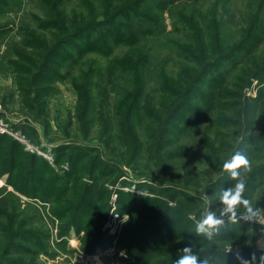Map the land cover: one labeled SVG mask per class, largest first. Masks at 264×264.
I'll use <instances>...</instances> for the list:
<instances>
[{"label": "trees", "instance_id": "16d2710c", "mask_svg": "<svg viewBox=\"0 0 264 264\" xmlns=\"http://www.w3.org/2000/svg\"><path fill=\"white\" fill-rule=\"evenodd\" d=\"M12 1L0 0L2 11ZM18 1L20 5L21 0ZM196 1L36 0L43 14V18L34 16L36 26L40 30H51L49 34L53 36V41L48 43L30 36L31 39L20 42L43 53L39 55L41 61L38 64L32 62V66L37 67L30 86L38 83L32 88L33 96L47 91L46 87L39 84L62 80L59 68L65 66L67 72L72 71L86 63L87 59L80 60L82 57L96 53L110 57L106 65L95 66L87 71L83 80L80 79L81 73L71 78V86L82 108L78 118L84 119L92 111L94 90L110 89L114 95V122L106 118L102 123L107 133L114 130L113 141L120 149L131 146L129 159L138 156L141 150L143 155L150 149L160 158L159 151L171 143V139L188 136L193 127L210 117L217 126L220 122H226L243 131L232 155L240 152L249 159L263 160L264 0H247L246 15L232 29L225 25L227 21L224 15L230 10V0H216L221 2V11L216 8L219 3L213 4L208 11L192 7ZM165 12L168 16H164ZM166 17L170 19L169 30ZM120 46L127 47L126 51L111 57L113 50ZM255 50L258 53H254L250 61L245 63ZM171 61L173 64L169 66ZM242 72L245 77H241ZM254 81L257 91L255 97L242 94L243 100H227L238 98V95L241 97L236 90L243 91ZM228 85H233L236 90H228ZM228 110L234 117L231 121L221 116V112L216 114V111ZM253 127H259V132H252ZM141 132L145 136L142 140ZM216 135L223 134L217 132ZM209 140L205 137L198 140L206 160L214 157L215 151L221 147L209 143ZM20 149L21 144L17 140H7L5 135L0 134V178L6 175L5 182L12 185L14 191L1 188L3 192L0 193V199H13L12 220L18 215L25 216L17 220L16 225L13 221H7L12 224L6 228H10V238L1 244L0 264H42L35 262V253L42 251L53 255V252L47 251L49 230L40 233L37 228L30 226L32 213L39 212L42 206H48L50 213L60 221L59 237L66 236L72 230L77 234L83 231L80 237L83 251L92 253L98 247L111 245L112 236L101 229V222L106 217V201L101 204L96 187L91 188L80 176L71 175L78 161L91 148L76 142L62 144L57 160L67 152L70 164V171L63 174L53 172V168L44 161H41V167L38 156L28 155ZM113 161L101 152L96 153L89 160V174L96 172L101 177L107 169L105 165L114 164ZM45 170L51 173L47 174ZM225 176L210 184V187L215 188L213 185ZM17 192L30 201L24 207L26 211L20 209L23 207L21 203L25 201H21ZM170 197L176 201L175 206L166 205L155 213V220L147 228L149 231L127 240L121 236L118 240L117 248L119 246L128 255L127 262L176 264L183 255V252H179L170 256L163 248L177 239L168 240V235H195L196 232L190 230L192 223L187 219L179 224L176 216L178 212H183V203L189 201V196L184 190L175 188ZM118 198L121 201L128 199L124 207L133 215L137 214L135 210L151 205L149 195L141 197L118 190ZM156 202L158 199L153 204ZM5 214L6 210L0 207V228ZM61 242L62 247L67 248L65 240ZM18 254L27 259L8 258L9 255ZM229 256L210 250L197 254L201 262L209 259L208 264H224Z\"/></svg>", "mask_w": 264, "mask_h": 264}, {"label": "rangeland", "instance_id": "374dc122", "mask_svg": "<svg viewBox=\"0 0 264 264\" xmlns=\"http://www.w3.org/2000/svg\"><path fill=\"white\" fill-rule=\"evenodd\" d=\"M221 2L198 0L192 7L208 11L213 4L219 3L216 8L221 11ZM229 2V14L228 12L224 14L227 21L225 25L232 29L246 15L248 1L230 0ZM2 6L0 5V119L6 124L8 132L0 134L5 135L7 140H17L21 144L20 150L25 151L28 155L35 154L40 158L38 164L41 167H43L41 161H44L53 168V172L58 174L70 171L67 152H64L59 161L57 160L58 150L62 144L76 142L90 147L91 151L78 161L77 168L71 175L80 176V179L85 184L91 185V188L96 187L101 204L106 201V217L101 222V229L112 236V244L108 247H98L92 253L85 252L82 250L80 241L83 231L77 234L72 230L66 236L59 237L60 221L50 213L48 206H42L39 208V212L32 213L33 221L30 226L37 228L40 233L45 229L49 230L47 251L53 252V255L42 251L37 252L34 254L35 262L42 264H131L127 262L128 255L125 251L119 246L117 248L118 240L121 236L127 240L129 237H138L149 231L147 228L155 220V213L161 208L164 209L166 205L175 206L176 201L170 197L175 188L184 190L189 196V201L183 203V212L176 214L179 224L188 219L192 223L190 230L193 229L196 232L197 224L208 212H214L218 218L224 220V223L219 226L218 232L213 233L211 240L197 232L195 235L187 237L168 235L166 237L168 240L177 239L166 244L163 248L167 254L177 255L185 247H190L195 255L205 250L224 252V254L230 255L224 264H228L229 260L230 264H239L235 258L237 253L245 258H250L253 253L257 257L264 254V218L259 223L243 219L245 213L243 206L238 208L235 222L228 216H221L224 205L220 196L223 191L233 188L237 183V180L231 177L223 165L232 157L235 146L243 135V131H240L238 126L228 125L226 122H220L217 126L209 117L207 121L204 120L200 125L193 127L188 136L171 139V143L159 151L160 158L150 149L143 155L141 150L138 156L129 159L131 146H124L120 149L119 145L113 141L114 130L107 133L104 130L105 124L102 123L106 118L114 122L112 114L115 105L112 91L110 89L94 90L92 111L84 119H79L78 114L82 112V108L79 106L77 94L71 86L72 77L80 76L81 73L80 79L83 80L87 71L96 68L95 66L104 67L110 57L90 53L80 59H87L86 63L78 68H73L72 71L67 72L65 66L59 68L62 80L39 84L46 87L47 91H41L37 97H34L32 88L35 87V83L32 86L30 83L37 66H32V62L38 64L41 61L39 55L43 53L35 48L24 46L20 42L33 37L35 40L51 43L53 41V36L49 34L51 30H40L36 26L34 16L39 15L43 18V14L36 5V0H21L20 5L19 1L14 0L4 11H2ZM167 14L165 12L164 16H168ZM166 18L167 30H169L171 29L170 19ZM262 46L258 48L262 49ZM126 49L125 46L117 47L110 56L122 55ZM160 52L167 54L163 51ZM254 53L258 52L256 50L251 52L244 62L248 63ZM173 61L175 62V59ZM173 61L169 66L173 64ZM238 71L239 68L236 72ZM243 72L241 77H245ZM37 84L35 85L37 86ZM252 84L243 91L234 89L233 85H228L226 87L228 90H236L238 94H241V97L238 95V98L227 100H234L233 102L243 100L242 94L255 97L257 93L255 81ZM220 112L227 121L234 119L229 110L216 111V114ZM259 130V127L251 129L252 132H259ZM15 131H18L20 139H17L15 134L9 133ZM217 132L223 135L218 136ZM201 137L210 138L209 143L221 146L215 151V156L209 160H206L201 153L202 149L198 141ZM143 138L145 136L141 132L140 139ZM105 140L108 142L105 143ZM98 152H101L106 158L114 160V164L105 165L107 169L103 171L104 174L101 177H98L100 173L89 174V160ZM99 156L101 157V154ZM248 160L250 169L241 170L240 178L244 182H248L245 183L243 195L254 208L264 210V172H260L264 170V159L255 161L248 158ZM49 173L51 172L48 171L47 174ZM224 174L226 176L219 183L213 185L215 188H211L210 184L219 180ZM5 177L6 175L0 178V193L3 192L1 190L3 187L6 188V191L14 192L12 185L5 182ZM116 178L117 181H115ZM118 190L134 193L141 197L149 195L151 196V205L142 210H135L137 214L133 215L127 212L124 207L128 199L124 198L121 201L118 198ZM19 196L22 202L25 201L21 203L23 207L20 209L26 211L27 208L24 207L30 201L23 195ZM156 199L158 202L153 204ZM13 206L12 198L9 200L6 197L0 199V207L6 210L5 220H1L0 249L1 244L10 238L8 237L10 228H6L12 224H8L7 221H13L16 225L17 220L20 221L25 217L18 215L12 220ZM103 211H105L104 208ZM25 213L28 214V212ZM125 216L128 217L127 222L124 220ZM138 216L141 217L137 218ZM98 225L99 222L96 226ZM61 240H65L67 248L62 247ZM20 245L23 246V244ZM9 256L8 258L11 260L27 259L26 256L20 254Z\"/></svg>", "mask_w": 264, "mask_h": 264}, {"label": "clouds", "instance_id": "9594fccd", "mask_svg": "<svg viewBox=\"0 0 264 264\" xmlns=\"http://www.w3.org/2000/svg\"><path fill=\"white\" fill-rule=\"evenodd\" d=\"M223 167L230 173L233 179L237 180V183L233 188L223 191L220 196V200L224 205L221 216H228L230 220L235 222L237 219V210L240 206H243L245 213L242 218L259 223L260 220L264 218V210L254 208L251 202L244 197L245 182L240 178L241 170L250 169V161L245 155L236 152L229 160L225 161ZM127 219L128 217L125 216L124 220L126 221ZM223 223L224 220L218 218L214 212H208L203 220L197 224L196 232L211 240L213 233L218 232L219 226ZM182 252L183 255L179 257L176 264H208L206 260L203 262L199 261L197 255L193 254L190 247H185ZM235 258L239 264H264V254L257 257V255L253 253L250 258H245L237 253Z\"/></svg>", "mask_w": 264, "mask_h": 264}, {"label": "built area", "instance_id": "2783aa9c", "mask_svg": "<svg viewBox=\"0 0 264 264\" xmlns=\"http://www.w3.org/2000/svg\"><path fill=\"white\" fill-rule=\"evenodd\" d=\"M7 126H6V124H4L3 123V120H1L0 119V133H4V132H8V130H7V128H6ZM10 134L12 133V134H15L16 136V138L18 139H20V137H18L19 136V133H18V131H15L14 133L13 132H9Z\"/></svg>", "mask_w": 264, "mask_h": 264}]
</instances>
